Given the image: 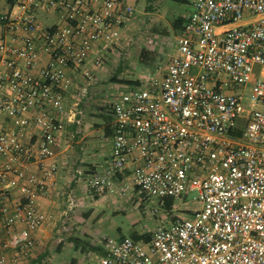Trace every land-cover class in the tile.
I'll list each match as a JSON object with an SVG mask.
<instances>
[{"label": "built area", "instance_id": "built-area-1", "mask_svg": "<svg viewBox=\"0 0 264 264\" xmlns=\"http://www.w3.org/2000/svg\"><path fill=\"white\" fill-rule=\"evenodd\" d=\"M40 9L56 12V23L41 25ZM133 10L129 0H0V155L8 160L0 218L14 261L45 220L32 199L58 169L56 133L70 119L65 95L75 85L68 70L86 82L76 86L81 97L93 79L88 63L101 65ZM174 38L162 69L99 106L113 120L110 174L92 172L87 184L98 196L130 187L140 203L192 192L194 205L147 240L106 238L91 264H264V0H195ZM246 91L258 108L243 107ZM31 125L40 129L36 151L21 140ZM32 161L40 175L28 173ZM132 161V181L117 186ZM16 187L25 196L9 212Z\"/></svg>", "mask_w": 264, "mask_h": 264}, {"label": "crops", "instance_id": "crops-1", "mask_svg": "<svg viewBox=\"0 0 264 264\" xmlns=\"http://www.w3.org/2000/svg\"><path fill=\"white\" fill-rule=\"evenodd\" d=\"M137 1L129 0V3L134 6ZM148 12L150 11L148 10ZM189 13L191 12H188L183 19ZM37 18L41 25L50 26L56 23L58 15L52 10L40 9L37 12ZM1 32L2 27L0 26V34ZM95 54L96 52L92 50L90 59ZM39 60L42 65L45 64L47 54L41 53ZM87 66L91 69L93 79L87 85V90L81 97L75 96L76 86L85 85L86 82L78 70H68L75 85L65 95L66 106L69 113H71L70 119L65 120L64 127L56 133L54 158L58 163V169L47 181L45 192L34 195L32 199V205L45 215L42 225L31 232V235L36 239L35 244L27 254L19 256L14 261L13 256L16 254L14 249L5 248L2 245L5 232L3 221L0 218V257L4 255V261L0 264H86L83 254L85 248L80 246L79 242H76L74 246V253L69 254L67 258L62 256L65 248L64 241L66 239L74 240L73 235L70 234L71 231H81L87 234V227L84 225L82 218L89 216L93 209L92 207L85 209L86 203L92 202L88 201L89 198L95 201L94 204L98 205L107 200V197L110 199L116 198L114 195L109 196V194L94 195L87 184L88 177L92 172L110 174L113 122L111 114L100 111L99 107L93 102L99 89L100 80L96 78V73H94L97 67L92 66L91 62ZM86 109H88L87 114L84 112ZM29 116H32V114ZM98 116L103 120H100ZM1 122L5 127L12 126L4 115ZM21 140L25 146L36 151L40 142V129L34 125L29 126L21 135ZM51 160L52 158H48L46 163H50ZM7 161L5 156L0 155V167L6 165ZM136 163L135 161L130 162L123 173L117 175L115 178L117 186H122L128 176L133 177ZM27 169L28 173L40 175L38 164L34 161L29 164ZM24 196L25 193L19 187L10 191L8 198L9 212H13L14 205L23 201ZM129 201L134 203V197H130ZM159 202L163 204V202ZM170 217L172 219L174 216ZM167 221L170 220L167 219ZM22 227V223L16 221L15 230L20 231ZM117 230L121 231V227L118 226ZM151 231H133L128 236L132 237L135 234L150 233ZM120 236L126 235L121 234ZM93 248L95 249V247ZM77 251H80L81 254Z\"/></svg>", "mask_w": 264, "mask_h": 264}, {"label": "rangeland", "instance_id": "rangeland-1", "mask_svg": "<svg viewBox=\"0 0 264 264\" xmlns=\"http://www.w3.org/2000/svg\"><path fill=\"white\" fill-rule=\"evenodd\" d=\"M194 1L138 0L134 4V10L120 38L116 40L114 46L101 53V65L94 71L96 78L100 80L93 101L96 106L107 105L117 100L129 88L126 84L116 82L118 79L132 81L138 79L144 84L158 72V69L164 67L166 58L176 49L174 37L180 31L174 29L172 21L192 12ZM112 77H116L117 80H113ZM242 105L246 110L258 108L249 100L248 91L244 94ZM87 110L84 111L85 114ZM98 118L103 120L100 116ZM131 179L133 177L128 176L125 184L130 183ZM106 194L114 195L116 198L107 197L100 205L94 204L95 201L91 198L88 199L92 202H87L85 209L91 207L93 209L89 216L82 218L87 227V234L71 231L74 240L64 241L62 256L67 258L69 254L74 253V246L79 242L80 246L85 248L83 251L85 263L91 264V259L104 249L106 238H116L121 234L128 236L133 231L153 230L160 224L166 225L167 219L171 220L170 216H186L187 208L194 205L192 192L187 194L184 201L174 200L170 209L160 204L157 197L142 203H132L129 198L134 197V194L130 187L125 188L124 194H121L120 187ZM118 226L121 227V231L117 230ZM77 253L81 254L80 251Z\"/></svg>", "mask_w": 264, "mask_h": 264}, {"label": "trees", "instance_id": "trees-1", "mask_svg": "<svg viewBox=\"0 0 264 264\" xmlns=\"http://www.w3.org/2000/svg\"><path fill=\"white\" fill-rule=\"evenodd\" d=\"M184 19L183 18H175L173 21H172V25L174 27L175 30H180L181 28V24H182V21ZM113 80H117L116 77H112ZM116 82H120V83H123V84H126V85H136V84H139V80H125V79H118V81ZM163 206L166 208V209H170L173 205V201H174V198L173 197H165L163 198ZM174 218V217H173ZM150 236V233L149 232H146V233H143V234H135V235H132L133 238L135 239H148Z\"/></svg>", "mask_w": 264, "mask_h": 264}]
</instances>
